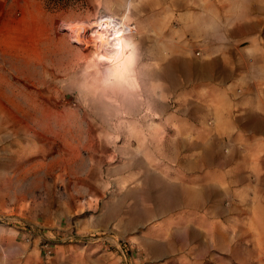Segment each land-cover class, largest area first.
<instances>
[{"label": "crops", "instance_id": "0c3cea01", "mask_svg": "<svg viewBox=\"0 0 264 264\" xmlns=\"http://www.w3.org/2000/svg\"><path fill=\"white\" fill-rule=\"evenodd\" d=\"M116 2L135 25L105 13L121 34L103 49L115 93L88 100L103 127L88 120L87 172L98 192L85 209L78 200L70 214L60 211L46 231L56 251V241L107 234L114 264L128 263L122 241L140 247L147 264H202L224 225L264 217V0ZM48 29L37 0H0V40L15 34L19 45L40 46ZM16 238L0 230V264H29L31 253L42 264L38 239L27 251ZM108 253L88 264H110Z\"/></svg>", "mask_w": 264, "mask_h": 264}, {"label": "rangeland", "instance_id": "374dc122", "mask_svg": "<svg viewBox=\"0 0 264 264\" xmlns=\"http://www.w3.org/2000/svg\"><path fill=\"white\" fill-rule=\"evenodd\" d=\"M37 1L46 10L50 28L44 43L19 45L15 34L0 40V230H14L15 245L19 241L27 251L37 238L42 264H88L92 254L104 250L110 252L104 261L114 264L113 242L107 234H84L78 242L59 240L62 245L56 251L47 231L60 211L70 214L78 200L85 209L98 192L92 188L94 175L87 172L94 158L85 146L89 122L98 132L103 127L95 125L88 100L97 101L100 93H109L107 89L115 93L107 85L113 65L103 49L121 34L116 17L105 13L129 26L135 25V14L118 13L116 0ZM108 20L115 30L111 35L98 27ZM104 29L111 33V27ZM135 32L126 34L132 42ZM44 221V226L33 227ZM232 226H223V235L202 264H264V217L258 214ZM42 241L49 242L48 257L43 255ZM97 243L103 247H89ZM122 245L127 264H147L140 247L127 241ZM18 255L14 254L16 262ZM35 261L31 253L27 263Z\"/></svg>", "mask_w": 264, "mask_h": 264}, {"label": "built area", "instance_id": "2783aa9c", "mask_svg": "<svg viewBox=\"0 0 264 264\" xmlns=\"http://www.w3.org/2000/svg\"><path fill=\"white\" fill-rule=\"evenodd\" d=\"M41 247H42L43 255L45 257L50 256V254H51V248L49 247V242L42 241Z\"/></svg>", "mask_w": 264, "mask_h": 264}, {"label": "bare ground", "instance_id": "6f19581e", "mask_svg": "<svg viewBox=\"0 0 264 264\" xmlns=\"http://www.w3.org/2000/svg\"><path fill=\"white\" fill-rule=\"evenodd\" d=\"M98 27H99V29L102 31V27H100L99 25H98Z\"/></svg>", "mask_w": 264, "mask_h": 264}]
</instances>
